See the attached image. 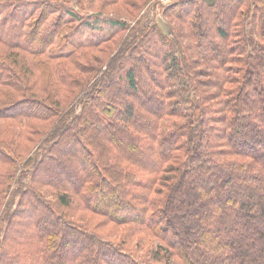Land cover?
Returning a JSON list of instances; mask_svg holds the SVG:
<instances>
[{"label": "trees", "instance_id": "trees-1", "mask_svg": "<svg viewBox=\"0 0 264 264\" xmlns=\"http://www.w3.org/2000/svg\"><path fill=\"white\" fill-rule=\"evenodd\" d=\"M69 1L0 0V264H154L56 212L37 187L58 183L60 206L79 199L147 231L158 261L264 264V0L161 5L165 31L142 14L97 66L90 50L129 25ZM63 60L94 68L75 95L61 87ZM47 72L54 81L37 87ZM68 93L77 100L60 111ZM18 114L57 121L46 134ZM3 162L22 174L13 180ZM194 222L201 239L190 242Z\"/></svg>", "mask_w": 264, "mask_h": 264}, {"label": "rangeland", "instance_id": "rangeland-1", "mask_svg": "<svg viewBox=\"0 0 264 264\" xmlns=\"http://www.w3.org/2000/svg\"><path fill=\"white\" fill-rule=\"evenodd\" d=\"M172 2H174V0H116L112 3L105 1V0H92V1L91 0H81V1L80 0H70L67 6L69 8H73L74 10L80 9L81 12L87 13V14L101 12V14H103L104 16L110 17L112 19L116 18L118 20H123L127 22V24L129 25V28H127L126 31L124 30L123 32H119L115 36V38L112 39L111 41L104 43L101 47L96 48L95 50H92V51L90 50V54L87 55L88 59L85 62H87L88 60L89 61L91 60V62L93 63V66L94 65L97 66L98 64L102 65L106 63L108 59L111 57L112 53L115 51L119 39H122L126 36L128 30L131 28L130 25H133L136 19L139 18V16H141L142 14L143 16L149 15L150 18L155 20L159 24L161 29L165 31L168 25L165 19L160 15L159 9L161 5H169ZM90 4L92 5L94 4V8H91V6L89 7ZM78 14L82 15L81 13H78ZM16 37L17 35L13 34L11 38L15 39ZM63 62L67 65V67H69L67 61L63 60ZM69 75L71 76L65 77L66 85H62L61 87H63V91H66L69 93L74 91V95H75L77 93L76 91L83 87L82 82L84 83L89 82L94 77L95 72H94V68L93 69H91V67L87 68L86 65H81L80 70H75L71 66L69 67ZM46 76H49V72L45 73L43 76H41L39 79L36 80L35 83H37V87L38 85H40L41 88L47 89L48 82H50V80L54 81L52 79L49 80ZM76 80L79 82H77ZM55 83L57 82L55 81ZM69 93L64 96V104L61 106V109H59L60 111H66L67 109L65 108L68 107L70 101L73 100L72 102V105H73L75 101L77 100V98L74 100V95H70ZM42 103L44 104L43 106H47V109H49L48 106L51 103L50 101L44 100ZM41 110L44 111V109H41ZM7 113L10 114L12 112H7ZM24 115L25 114H18L16 116L23 117ZM8 120L9 118L3 121L4 123L0 124V129L5 127L6 122ZM10 121L13 122V120H10ZM56 121H57L56 118L52 120L49 119L46 121H41V120L32 119L29 116L25 115L24 119H19L16 122L22 123V125L24 126L31 127V129L33 130L35 128H38V130H42L44 133L49 134V132L56 125ZM220 125L224 126L223 123L221 124V123L216 122V126H220ZM43 132H40V135H43ZM6 134L7 133L4 132L1 135V137L7 136ZM23 150H26V149H23ZM181 152H184V148L179 153L181 154ZM174 163L175 164L173 165V167L174 169H176V172L179 173L181 169V162L180 164L176 162ZM1 165H2L1 166L2 169H8L9 172L12 171V174L14 176L13 180H15L17 175L19 176L23 172V171H20L21 169L19 170L20 165H22V163L19 166H15V167H13L11 164L7 165V162H3ZM210 178H211L212 183L216 182V179L214 178L213 174L210 176ZM66 182L67 181L65 180V183ZM60 185L58 183V186H56L55 188L38 186L37 191L42 192L45 197L43 198V200L48 204L50 203L52 207L56 210V212L60 213L67 221L73 224L76 228L85 230L88 232H92L98 237H100L101 239H104V240H107L113 243H119L121 241H125L124 246L127 247V250L135 253L142 259H145V260L149 259L151 263H154V264H159V263L166 264L167 263L165 258H163L160 261L156 260L155 258L154 259L151 258V255L149 252L155 251L157 247L155 246V241H152L149 239V233L147 231L140 230L136 232V228H133V226H124L123 224L114 223L112 222V220H109V218H106L104 216L96 215L92 213L91 211H89L88 209H86L85 206L81 205L82 202L79 199L72 201L71 204L67 207L60 206L58 202L56 201V199L53 197L54 193H56L61 187ZM159 187L161 186L159 185ZM163 190L164 188L162 187L161 191L163 192ZM162 192L160 193L161 196H157V195H160L158 193L153 194L154 198H157V197L160 198L161 203L164 202V199L166 197V195ZM197 194H199L198 191H197ZM89 204H92L90 200H89ZM93 204L94 206H97L96 203H93ZM93 208H97V207H93ZM188 210H191V206H189ZM194 224L193 223L189 224L187 228V229H190V234L192 235L190 236V242H192L191 240L193 239V237L196 236V233L194 230L198 228L197 226H200L196 222H194ZM182 226L184 227L185 224L183 223ZM2 232H3V228L0 225V240L2 238ZM10 234L13 237L19 236L17 243L20 245L22 244L24 246V244H26L27 242L26 240H28L27 237L24 236L20 231H18L17 228L16 229L11 228ZM196 237H197V240L201 239L200 235ZM181 239H183L182 235H181ZM20 249L23 251V248H20ZM176 263H179V261L175 259V262L174 263L172 262L171 264H176Z\"/></svg>", "mask_w": 264, "mask_h": 264}]
</instances>
